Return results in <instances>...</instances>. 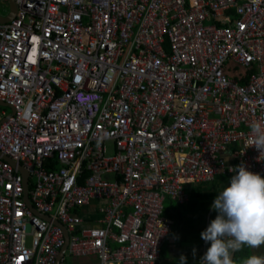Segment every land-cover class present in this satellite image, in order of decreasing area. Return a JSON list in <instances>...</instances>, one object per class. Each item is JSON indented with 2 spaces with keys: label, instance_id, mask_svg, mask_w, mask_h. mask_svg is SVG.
Wrapping results in <instances>:
<instances>
[{
  "label": "built area",
  "instance_id": "2783aa9c",
  "mask_svg": "<svg viewBox=\"0 0 264 264\" xmlns=\"http://www.w3.org/2000/svg\"><path fill=\"white\" fill-rule=\"evenodd\" d=\"M13 2L0 23V153L14 163L0 158V264H57L65 247L159 264L165 198L224 172L231 146L264 178L249 147L264 125V0ZM100 200L103 219L77 234V211Z\"/></svg>",
  "mask_w": 264,
  "mask_h": 264
},
{
  "label": "clouds",
  "instance_id": "9594fccd",
  "mask_svg": "<svg viewBox=\"0 0 264 264\" xmlns=\"http://www.w3.org/2000/svg\"><path fill=\"white\" fill-rule=\"evenodd\" d=\"M252 146L264 155V125L260 123L251 126ZM230 170L234 174L229 185L211 205L217 215L200 234L210 247L199 264H236V253L245 247L259 249L264 245V178L246 170L243 164ZM179 264H187L186 257L181 256ZM242 264H264V255H249Z\"/></svg>",
  "mask_w": 264,
  "mask_h": 264
},
{
  "label": "crops",
  "instance_id": "0c3cea01",
  "mask_svg": "<svg viewBox=\"0 0 264 264\" xmlns=\"http://www.w3.org/2000/svg\"><path fill=\"white\" fill-rule=\"evenodd\" d=\"M234 148L231 146L229 151L223 153V158L226 161L224 172L219 173L208 182L186 183L184 185L186 195L184 202L180 203L170 198L164 199L163 214L172 221V224L171 232L160 248L159 264H179L181 256L186 257L187 264H199L201 257L210 247V242L205 243L200 234L217 215L215 211L211 210V205L216 195L229 185L231 176L234 174L230 168L238 166L237 160L230 153ZM106 205L105 201H93L77 211L82 220L77 234L81 228L97 226L103 219L102 210ZM253 254L264 255V245L259 249L245 247L241 252L236 253V264H242L245 257ZM60 255L62 256H60L59 264H65L66 258L72 261L71 264L96 263V259L93 257L74 258L68 254L66 248Z\"/></svg>",
  "mask_w": 264,
  "mask_h": 264
},
{
  "label": "water",
  "instance_id": "95a60500",
  "mask_svg": "<svg viewBox=\"0 0 264 264\" xmlns=\"http://www.w3.org/2000/svg\"><path fill=\"white\" fill-rule=\"evenodd\" d=\"M9 1V6H10V14L8 15V17H6V18H0V23H7V22H9L11 19H13V17L15 16V12H16V8H15V5H14V2H13V0H8ZM2 105V104H1ZM10 109V108H9ZM0 158L2 159V160H5V161H8V162H10L11 164H14V163H12L11 161H10V159L7 157V156H4V155H2L1 153H0ZM19 172L21 173V174H23L24 175V177H25V190H24V198H25V201H26V203H27V205L31 208V205H30V203H29V201H28V196H27V177H28V173L27 172H24L20 167H19ZM64 234H65V231H64ZM65 236H66V234H65ZM66 241H67V236H66ZM67 244V243H66ZM66 248V247H65ZM65 248L61 251V254L64 252V250H65ZM60 256H62V255H60ZM60 256H59V259H60ZM57 264H59V260H58V263Z\"/></svg>",
  "mask_w": 264,
  "mask_h": 264
},
{
  "label": "rangeland",
  "instance_id": "374dc122",
  "mask_svg": "<svg viewBox=\"0 0 264 264\" xmlns=\"http://www.w3.org/2000/svg\"><path fill=\"white\" fill-rule=\"evenodd\" d=\"M7 12V7L6 6H4V8L2 9V8H0V14L1 15H3V14H5ZM6 111H7V113L8 114H10V110L9 109H6ZM114 144L113 143H108L107 144V150H108V156H112L113 155V153H114ZM108 178H110V179H112L111 177H108ZM30 241H31V239L30 238H27L26 239V245L27 246H29V244H30ZM67 259V261L65 262V264H71V260H69L68 258H66Z\"/></svg>",
  "mask_w": 264,
  "mask_h": 264
}]
</instances>
